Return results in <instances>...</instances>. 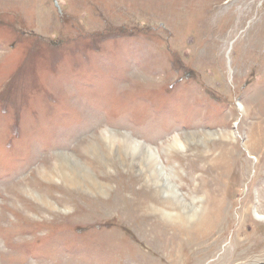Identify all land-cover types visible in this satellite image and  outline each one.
I'll return each mask as SVG.
<instances>
[{
	"label": "rangeland",
	"instance_id": "obj_1",
	"mask_svg": "<svg viewBox=\"0 0 264 264\" xmlns=\"http://www.w3.org/2000/svg\"><path fill=\"white\" fill-rule=\"evenodd\" d=\"M0 264H264V0H0Z\"/></svg>",
	"mask_w": 264,
	"mask_h": 264
},
{
	"label": "bare ground",
	"instance_id": "obj_2",
	"mask_svg": "<svg viewBox=\"0 0 264 264\" xmlns=\"http://www.w3.org/2000/svg\"><path fill=\"white\" fill-rule=\"evenodd\" d=\"M225 135H226V133H225ZM228 136V135H227ZM228 138V137H227ZM208 140V139H207ZM211 155V154H210ZM140 159V158H139ZM221 159H223V158H221ZM140 161H145V163L148 165V167H150V168H152L153 167V165H154V159H153V157H152V155H151V157L150 156H141V159H140ZM65 165V164H64ZM220 166V165H219ZM218 167V166H217ZM149 168V169H150ZM209 170L211 171L212 170V167H210L209 168ZM78 172V171H77ZM77 174V173H76ZM159 176H160V174H159ZM84 177V176H83ZM86 177V176H85ZM84 177V178H85ZM152 177V176H151ZM83 178V179H84ZM153 178V177H152ZM192 179V178H191ZM77 183H78V185H80V181H76ZM86 182V181H85ZM188 183H190V182H188ZM85 184V183H84ZM90 185L91 186H89L90 188V191H101V189H100V187L97 185V184H94L93 182H90ZM196 190V189H195ZM163 209L165 210V211H167V210H169V209H172V210H174V208H170V206L169 205H164L163 204ZM169 211H171V210H169ZM213 212V211H212ZM205 219V218H204ZM204 223H201L199 226H200V228H201V226L203 225ZM199 228V233H197V236L198 237H200V238H202L203 236H205L207 233H208V231L210 230V228H208V230H207V233L205 232L206 230H201Z\"/></svg>",
	"mask_w": 264,
	"mask_h": 264
}]
</instances>
